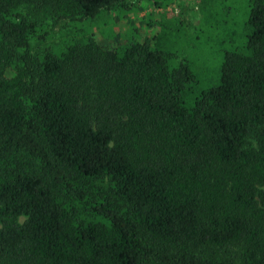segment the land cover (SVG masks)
Here are the masks:
<instances>
[{"label": "trees", "instance_id": "obj_1", "mask_svg": "<svg viewBox=\"0 0 264 264\" xmlns=\"http://www.w3.org/2000/svg\"><path fill=\"white\" fill-rule=\"evenodd\" d=\"M135 2L0 0V264H264V0L198 95Z\"/></svg>", "mask_w": 264, "mask_h": 264}, {"label": "rangeland", "instance_id": "obj_2", "mask_svg": "<svg viewBox=\"0 0 264 264\" xmlns=\"http://www.w3.org/2000/svg\"><path fill=\"white\" fill-rule=\"evenodd\" d=\"M137 2L129 12L111 11L75 28L94 33L107 46L158 35V48L170 54L172 63L192 66L199 81L194 95L217 85L225 53L245 44L248 0H170L161 6L149 0ZM68 29L59 31L55 41L62 40Z\"/></svg>", "mask_w": 264, "mask_h": 264}]
</instances>
